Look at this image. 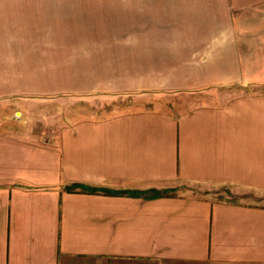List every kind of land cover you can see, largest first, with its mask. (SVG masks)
I'll return each mask as SVG.
<instances>
[{
	"label": "crops",
	"instance_id": "crops-1",
	"mask_svg": "<svg viewBox=\"0 0 264 264\" xmlns=\"http://www.w3.org/2000/svg\"><path fill=\"white\" fill-rule=\"evenodd\" d=\"M263 12L0 0V264H264Z\"/></svg>",
	"mask_w": 264,
	"mask_h": 264
},
{
	"label": "rangeland",
	"instance_id": "rangeland-1",
	"mask_svg": "<svg viewBox=\"0 0 264 264\" xmlns=\"http://www.w3.org/2000/svg\"><path fill=\"white\" fill-rule=\"evenodd\" d=\"M260 19V20H259ZM253 22H263L264 23V12L260 17L257 15L254 17L252 16ZM8 102V101H7ZM55 102H61V101H55ZM67 102V101H65ZM71 102V101H69ZM112 102L117 101H110L108 104L105 103L103 106H69L70 113L73 114L76 118L81 117L82 114L85 113V115L94 116L97 115L98 117H103L106 115H109L116 111L121 106H112ZM168 105V104H166ZM145 109H164V110H172L173 106H142ZM0 108H5L4 106H0ZM227 195V194H226Z\"/></svg>",
	"mask_w": 264,
	"mask_h": 264
}]
</instances>
